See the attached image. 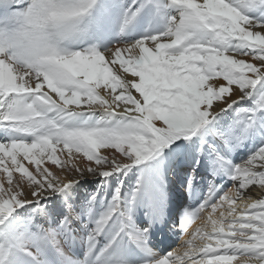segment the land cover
<instances>
[{
	"label": "snow or ice",
	"instance_id": "6c2138e0",
	"mask_svg": "<svg viewBox=\"0 0 264 264\" xmlns=\"http://www.w3.org/2000/svg\"><path fill=\"white\" fill-rule=\"evenodd\" d=\"M21 4L0 0V264H40L42 243L58 247L71 221L37 222L36 214L50 212L49 224L63 215L55 201L46 208L48 197L197 134L232 184L210 185L185 213L178 246L150 248L151 225L134 221L140 189L126 201L117 189L99 214L97 197L90 201L88 254L107 235L98 264H127L122 250L133 246L149 253L144 264H264V198L255 195L264 189V143L239 165L225 155L253 134L264 138V0H134L130 16L154 6L165 29L103 51L37 36L45 18L84 20L98 0H33L26 13ZM248 100L253 107H242ZM30 207L33 215L18 211ZM205 212L206 224L189 232Z\"/></svg>",
	"mask_w": 264,
	"mask_h": 264
},
{
	"label": "bare ground",
	"instance_id": "6f19581e",
	"mask_svg": "<svg viewBox=\"0 0 264 264\" xmlns=\"http://www.w3.org/2000/svg\"><path fill=\"white\" fill-rule=\"evenodd\" d=\"M160 2L163 3L164 0H160ZM98 3L99 7L92 10L91 14L84 18L83 26L86 31L78 38L76 46L72 47V50H78L81 47L95 46L98 50L103 51L105 48L111 47L117 43H129L136 41L141 37L161 32L165 29L167 24L166 16L158 11L154 6L149 7L132 17L128 14L127 9L129 5L134 3V0H98ZM136 6H139L138 3ZM125 21H128V23L125 24ZM241 106L251 108L253 107V101H243L241 102ZM98 117L99 114H97V118ZM261 143H264V138L253 134L251 138L246 140L242 146L231 152H226V159L230 160L232 164L239 165L242 161L247 160ZM179 146H182L181 150L183 152L186 150V157L188 161L193 158H197V163L194 164V167L190 170L188 177L183 176L180 171L179 173H175L173 182H165L167 180V158L169 155H175ZM238 150L242 151L240 153L242 156L238 159L241 162L235 163L234 159L236 156L234 152ZM203 162L205 164L201 165ZM136 167L138 172L137 175H139V183H136V187H134L133 191L136 192L137 189H140V194L137 197V203L134 210L135 224L141 229L145 226L151 225L148 240L150 248L154 249L156 252L170 251L171 249L168 248L170 247L169 244L172 243L170 240V237L173 236L172 231L167 230L166 236L162 235L160 238L159 235V238H157L156 236L159 231V226L164 229L165 227H172L177 223L179 218L182 221L185 213L194 209L195 206L199 204V196L202 191H204L203 196H206L210 185L215 184L218 187H221L222 182L219 181H222L223 179L221 177V171L224 169L223 165L216 159L215 154L212 153L206 145L202 150L201 137L197 134L191 138H178L162 148L152 159L138 165H133L130 169L124 171L126 174L124 175L126 177V190L128 188V190L124 193L127 195L129 194L130 187L134 182L132 180V173L135 171ZM197 168H200V172L195 171ZM206 169H210L208 172L211 177L210 179L202 177L201 173ZM52 170L59 171L55 167ZM183 171L188 170H182V172ZM61 175L67 179L69 174L61 173ZM112 176L113 175L108 177L88 175L80 179L79 183L75 185L77 188L91 187L95 190L98 186L103 185L105 182H110L112 185L113 181H109ZM194 177H196V180ZM105 178H107L108 181H106ZM230 182L232 184L231 180ZM107 183L105 186H107ZM184 183L188 184V192L183 186ZM170 186H173L172 188H174L179 196H185L182 191H184L187 195V199L183 201V206L179 211V217H177V214L174 217L170 216V208H172L173 201L175 199H179V197L176 196L177 194L170 189ZM76 187L73 185L71 189L66 191V193H60L55 196L48 197L45 200V203L51 201V204H48V206L50 205L53 207V201L57 203L58 197H69ZM121 187L122 186L117 189L120 190ZM76 193L77 197H79L80 194H83L81 191L80 193ZM84 193L86 194L87 192L84 191ZM106 195L107 194L104 193L102 196L105 197ZM255 195L260 198H264V189L256 188ZM126 200L127 199H125V201ZM180 200L182 201V199ZM150 206L157 210V215ZM68 213H70V210H68ZM96 213L99 214L100 212L97 211ZM49 215L48 217L42 215L43 217L41 220H43L40 223L45 227H56L53 224L56 218H53L49 224ZM68 217L71 223L67 231H62L58 234V247L57 245H52L50 243H42L41 255L39 257L40 264H86L89 259L92 260L93 264H98L95 257L99 254L100 250L103 249L105 244L108 243L109 237L107 235L99 237L94 252L92 254H88L87 236L92 225L89 223L87 213L85 215L86 222L83 223L80 229L72 224V221L75 219L74 216L70 214ZM206 217L207 212L204 213L203 218L197 219L188 231L192 232L197 227L204 226L207 222ZM63 218L64 217H62L61 220ZM208 230H211L210 227ZM177 233V236L181 237L179 227H177ZM184 238L187 239V237ZM179 242L180 241L174 244L178 245ZM176 247H173L172 249ZM148 256L149 253L139 248H135V246L132 248L125 247V249L122 250V257L127 264H144V261L148 258Z\"/></svg>",
	"mask_w": 264,
	"mask_h": 264
},
{
	"label": "rangeland",
	"instance_id": "374dc122",
	"mask_svg": "<svg viewBox=\"0 0 264 264\" xmlns=\"http://www.w3.org/2000/svg\"><path fill=\"white\" fill-rule=\"evenodd\" d=\"M181 149H182V146H179L178 147V151L176 152V154L173 155V156L169 155L168 158H167V172H166L167 180L165 182H167V181L173 182L174 181V178L172 176L171 170L174 171V174L175 173H179L180 171H181L180 173H183L184 171L182 172V170H188V171L185 172V174H183V176L188 177V175L190 174V170L194 167V164L197 163V158H193V159L188 161L187 157H185V155L187 153L186 150L183 152ZM241 152L242 151H240V150L234 152L235 156H236V158L234 159L235 163H240L241 162V161L238 160L242 156L240 154ZM204 162H207V161H204ZM204 162L201 165L205 164ZM209 170L210 169H206L205 171H203L201 173L203 178H209V179L211 178L209 173H208ZM195 171L196 172H200V168L195 169ZM130 173H132V172H130ZM137 173L138 172H137V167H136L135 171L132 173V175L135 178V180L132 177V180L134 182L132 183V181H131L132 185L130 187L128 195L124 193V192H126L128 190V188L126 190V183H125L126 177L124 176V175H126L125 172L113 174V176L109 180V181H113L114 182V183L112 182V185L110 184V182L109 183L105 182L103 185L98 186L95 190H93L91 187L90 188L89 187L88 188H83V187L82 188H77L76 185H74L76 188L73 190L71 195H69V197H66V196L64 198L58 197L57 203L59 204V208L62 210L63 215H60L58 218H56L54 220L53 224L55 226H57L58 221L61 220L62 217L69 216L70 214H72L74 216V218H75L72 221V224L80 229V227L83 225V223L86 222L85 215H86V213H88V209H89V206H90V201H91L93 196L97 197L96 201H95V204L93 206L94 210H95V212L99 211L100 213L103 212L105 210V208L107 207L108 203L112 201L113 196H114V194L117 191V188H119L120 186H122L121 189H120L121 198H122L123 201H125V199H128L129 197H131V194L135 193L133 191L134 187H136V183L137 182L139 183V181H138L139 175H137ZM221 175H222L221 177L223 178L222 181H219V182H222L221 187L229 188L230 185H231V182H230L229 177L227 175V170L222 169ZM105 179H106V181H108L107 178H105ZM194 179L196 180V177H194ZM106 183H107V186H105ZM172 187L173 186H170V189H172V191L175 194H177L176 191L174 190V188H172ZM80 191L83 194L82 195L80 194V196L77 197V193L76 192L80 193ZM84 191H86L87 193L85 194ZM182 192L184 193L185 196L181 197V196H179L177 194L176 196H178L179 199L178 200L175 199L173 201L172 208H170V211H171V215L170 216L171 217H174L176 214H177V217H179V215H180L179 211H180L181 207L183 206V201L187 199L186 193L184 191H182ZM104 193L107 194L105 197L102 196ZM203 195H204V191H202L200 196H199L200 202L205 197ZM180 199H182V201ZM44 204H45L46 208H48V209L52 208V206H50V205L48 206V204H51V201H48L46 203L44 201ZM198 205H196L195 207H197ZM150 207H151V209L154 210V212L157 215V210L152 208V206H150ZM68 210H70V213H68ZM18 211L20 213H22L23 215H25V216L33 215L31 207L27 210V212L24 209H20ZM49 214L48 215H49V218H50L51 217V213L49 212ZM43 216H45V215H43ZM43 216L41 214H36L37 222H39V223L42 222L43 219L41 220V218ZM179 219H178L177 223L174 224L172 227L169 226V227H167V228L165 227L163 229V228H160V226H159V228H158L159 231H158L157 236H156L157 238H159V235H160V238L162 237V235L166 236L167 230H171L172 231L173 236L170 237V240H171L172 243L169 244L170 247L169 248L167 247L168 249H172L173 247L178 246V245H176L174 243H177L178 241H180V237L177 236L178 235L177 227H179V225L181 223V219H180V221H179ZM158 221H160V220H158ZM80 222H81V224H80Z\"/></svg>",
	"mask_w": 264,
	"mask_h": 264
},
{
	"label": "clouds",
	"instance_id": "9594fccd",
	"mask_svg": "<svg viewBox=\"0 0 264 264\" xmlns=\"http://www.w3.org/2000/svg\"><path fill=\"white\" fill-rule=\"evenodd\" d=\"M69 4L74 3V0H67ZM33 0H22L20 11L26 13L27 9L31 7ZM51 15V14H49ZM21 27H25V17L20 18ZM83 19L68 20L66 22L54 23L50 19L45 18L40 25V31L37 33L38 38L45 40L56 41L60 48L71 49L76 46V41L81 35H77V28L84 29Z\"/></svg>",
	"mask_w": 264,
	"mask_h": 264
}]
</instances>
